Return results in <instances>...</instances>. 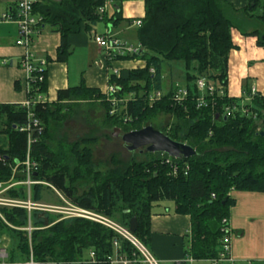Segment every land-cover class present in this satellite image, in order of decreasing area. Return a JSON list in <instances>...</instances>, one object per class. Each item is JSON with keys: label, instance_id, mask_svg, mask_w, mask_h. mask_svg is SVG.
Instances as JSON below:
<instances>
[{"label": "trees", "instance_id": "1", "mask_svg": "<svg viewBox=\"0 0 264 264\" xmlns=\"http://www.w3.org/2000/svg\"><path fill=\"white\" fill-rule=\"evenodd\" d=\"M125 1L130 0H114L110 17L96 12L103 0H36L33 11L41 17L40 25L48 24L60 33L57 60L63 61L68 54V34L89 31L99 21L116 25L123 20L121 5ZM143 11L137 18L140 25L135 27L138 51L111 56L143 60V67L128 70L124 77L109 71L107 82L114 87L111 93H102L81 81L58 90L55 101L33 106L32 112L44 130L41 136V132H31L28 156L36 170L31 171L30 178L45 184H32L30 200L40 203L43 191L52 187L73 206L125 228L134 219L132 234L148 250L153 207L170 200L174 213L190 219L184 254L193 260L214 259L220 250L221 228L226 226L222 220L228 218L235 204L231 191L264 192V96L243 90L250 99L242 103L244 96L229 97L226 90L227 59L234 48L230 29L236 27L242 35L255 36L257 45L264 49V0H247L240 9L226 0H143ZM239 15L242 20L236 19ZM132 19L126 21L130 24ZM173 63L183 68L186 94L179 101L174 98L177 87L161 91L163 64ZM43 75L42 82L28 79L27 97L46 92L45 69ZM198 79L213 90L200 93ZM156 91L161 92L160 98L149 101V95ZM95 101L104 106L107 120L125 131L140 129L157 113L173 114L178 122L159 129L195 148L196 156L175 159L146 152V160L132 159L124 165L112 156V165L99 171L91 167L94 138L75 140L68 154L52 150L46 143L48 122L63 121L78 102ZM226 107L234 109L229 116H225ZM27 123L21 104L0 103V183L15 177L25 180L22 163L27 133L18 127ZM18 163L21 165L13 177L12 168ZM82 186L85 188L79 192ZM5 195L26 198L25 185L8 189ZM0 212L4 218H0V239L6 235L9 240V246L4 247L7 262L27 260L31 250L33 260L41 264H111L113 255L126 258L130 264H142L141 254L128 240L92 220L62 219L45 212L44 222L37 218V210L27 214L24 208L16 207ZM27 224L33 228L29 238L21 229ZM89 251L94 262L88 261Z\"/></svg>", "mask_w": 264, "mask_h": 264}, {"label": "crops", "instance_id": "2", "mask_svg": "<svg viewBox=\"0 0 264 264\" xmlns=\"http://www.w3.org/2000/svg\"><path fill=\"white\" fill-rule=\"evenodd\" d=\"M14 1L0 0V3ZM133 1L138 0L123 3L129 5ZM226 1L234 9L243 8L247 3V0ZM141 2L140 15L134 13L130 6L127 11L122 3L123 20L116 25L104 21L103 32L98 31L95 24L89 31L82 29L78 33L68 34V54L63 61L57 60L60 33L48 24L39 25L29 51L33 57L46 61L45 101H55L58 90L76 86L81 81L87 87L107 92L109 71L124 77L128 70L144 66L143 60L110 58L92 39L93 33H98L113 35L122 42L128 38L136 40V26L126 19L135 20L143 15ZM240 18L239 15L236 19L242 20ZM230 37L234 48L229 51L227 59V95L234 98L244 96L242 103L250 99L243 90L264 96V49L257 45L255 36L242 35L236 27L230 29ZM16 38V25L0 22V103L22 104L27 98L28 76L20 66L25 50L15 44ZM231 195L235 199L227 218L231 261L224 260L218 264H264V192L231 191ZM173 210L174 205L162 211H153L150 217L149 251L160 264H212V259L193 260L184 254L185 234L189 231L190 219L188 215L174 213Z\"/></svg>", "mask_w": 264, "mask_h": 264}, {"label": "built area", "instance_id": "3", "mask_svg": "<svg viewBox=\"0 0 264 264\" xmlns=\"http://www.w3.org/2000/svg\"><path fill=\"white\" fill-rule=\"evenodd\" d=\"M36 0H15L12 3L1 4L0 3V22H11L14 23L17 27V38L15 40V44L23 47L24 54L20 60V66L26 71L27 78L30 80H36L37 82H42L44 80L43 69L45 68L46 61L44 59L35 58L29 51V46L31 45L34 36L39 31V22L41 17L37 15L33 11V4ZM96 12L100 15H106L110 17L114 12V0H103V3L96 8ZM134 26L140 25V20L135 19L132 21ZM93 42L99 46L100 48L104 49L107 55L111 58V56L115 55H123V54H132L136 53L139 49V45L133 46L126 42H122L118 38L113 35L109 34H98L93 33L92 35ZM149 71L152 73L153 69L150 68ZM36 72V73H35ZM34 73V75H33ZM33 75V76H32ZM196 88L200 93L205 92L206 90L212 91V86H206L203 79H198L196 81ZM114 87L109 86L108 92H113ZM29 89L27 87V93ZM253 93V91H252ZM186 94V90L184 88H177L176 94L174 98L179 101L181 100ZM253 95V94H252ZM161 96V92L156 91L149 95V101H154L155 99H159ZM44 96L38 92L35 94L34 97H27L26 100L21 104L22 107L26 110L27 113V125L18 127L19 131H25L27 133V150H26V157L24 162L22 163L24 166L25 172V180L22 182L26 184L28 187L34 183L33 180L30 178V173L34 170L35 163L29 160L28 151L30 144L33 142V138L31 136L32 130H35L38 134L41 132L40 121L34 116L32 112L33 106L38 102H43ZM112 104L115 102L111 100ZM233 108L230 109L229 107L225 108V116L231 115ZM244 111V110H243ZM112 113V111H110ZM162 155V154H161ZM168 158H171L167 156ZM168 161V160H167ZM175 169V168H174ZM1 187V183H0ZM213 196V195H212ZM0 204L6 206H19L26 208L28 212L33 209L43 210L46 212H57L58 208L51 205H44L41 203L32 202L29 198L26 201L18 202L16 200L11 199H1ZM69 217H82L94 222H97L107 228H110L118 235L123 237L124 239L128 240L141 254L142 264H160L157 259L152 255V253L144 247L129 231L128 228H125L118 223L112 221L111 219L102 216L100 214L87 211L76 206H72L71 211L66 212V215L60 216V218H69ZM222 224H226V226L221 228L223 232L222 238L220 240V250L218 252V256L212 259V264H218L224 260L231 261L230 257V241L228 236V225L227 219L222 220ZM27 232V236L29 238L30 232L32 231V227L30 224H27L26 227H22L21 229ZM113 245L116 247L117 243L114 242ZM6 253L5 248L0 247V264H41L33 260L31 255V250L29 252V257L27 260L24 261H16V262H7L5 260ZM88 261L94 262V255L92 251L88 252ZM111 264H130V261L126 258L113 255L110 258ZM43 264H56L55 262H46ZM172 264H177L174 262Z\"/></svg>", "mask_w": 264, "mask_h": 264}, {"label": "rangeland", "instance_id": "4", "mask_svg": "<svg viewBox=\"0 0 264 264\" xmlns=\"http://www.w3.org/2000/svg\"><path fill=\"white\" fill-rule=\"evenodd\" d=\"M132 1V0H131ZM143 0L133 1V3L125 4L123 3V7L125 6L128 11V6L131 7L134 13H138L140 15L142 12V2ZM104 21H99L96 23V29L100 32H103V24ZM127 43L136 45V40L132 38H128L126 40ZM183 68L180 64L173 63L170 66L167 64H163V73H162V93H165L169 85H173L177 88H183L184 82L182 78ZM62 111L61 113H64ZM106 111L104 106L99 103L95 102L89 104L87 102H78L76 106L72 108L69 112L66 113V117L63 121H56L50 120L48 122V133L49 139L46 140L49 147L54 150L55 152H62L64 154H68L69 147L72 142L75 140L83 137H90L94 138L95 142L90 145L91 148V167L93 170L105 171L109 168L112 164L110 158L115 156L123 165L128 163L130 160H146L147 154L146 151L143 149L141 152L138 150L136 151H128L124 144L122 143L120 137H112L111 132L114 127L120 129V133L126 132L122 126L113 124L112 121H108L106 118ZM56 120V119H55ZM177 121V118L173 114L169 113H157L154 117L144 122L143 126L152 125L155 128H170L174 125ZM43 124V123H42ZM44 126V125H43ZM47 126V125H46ZM142 126V127H143ZM260 127V125L258 124ZM44 128V127H43ZM43 128H41L40 136L43 133ZM130 131V130H128ZM51 138V139H50ZM34 163V162H33ZM21 165V163L16 164L12 168L13 177L14 175L17 176V167ZM36 166V164H35ZM34 166V167H35ZM36 170V168H34ZM16 178V177H15ZM11 178L7 182H1L0 187V200L1 199H11L16 200L18 202L26 201L28 198L30 199V195L32 193V184L28 187L26 184L22 183V181H17L16 179ZM25 185L26 188V198H18V197H9L5 195V191L10 188H17L19 185ZM45 184L41 181H34L33 184ZM82 184V183H79ZM79 186V185H78ZM85 187H79L78 191H82ZM44 205H51L58 208L57 212H49L50 214L55 215H66V212L71 211L72 204L66 200L60 193L54 190L52 187L45 189L43 191V198L40 202ZM172 201L164 200L159 201L156 206L153 207V211H162L166 207H171ZM16 208H23L19 206H15ZM14 206H6L0 204V210L2 208H15ZM27 211V214L32 211L24 208ZM37 210L36 213L37 218H42L44 222H46L45 212L43 210ZM0 218L4 219L1 212ZM49 220V219H48ZM25 231V228H24ZM9 240L6 235L2 236L0 239V247H8Z\"/></svg>", "mask_w": 264, "mask_h": 264}, {"label": "water", "instance_id": "5", "mask_svg": "<svg viewBox=\"0 0 264 264\" xmlns=\"http://www.w3.org/2000/svg\"><path fill=\"white\" fill-rule=\"evenodd\" d=\"M263 134V132H262ZM112 137H120L128 151L141 152L143 149L148 153L166 154L175 159H188L196 156L195 148L184 142L176 141L167 134L152 125L143 126L140 129L120 133V129L114 127ZM136 228L134 219L130 220L128 229L131 233Z\"/></svg>", "mask_w": 264, "mask_h": 264}]
</instances>
